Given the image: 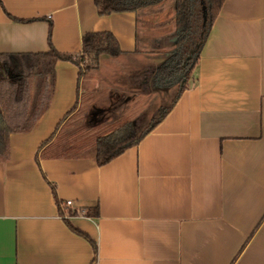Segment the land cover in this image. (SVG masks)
I'll list each match as a JSON object with an SVG mask.
<instances>
[{
	"label": "crops",
	"instance_id": "0c3cea01",
	"mask_svg": "<svg viewBox=\"0 0 264 264\" xmlns=\"http://www.w3.org/2000/svg\"><path fill=\"white\" fill-rule=\"evenodd\" d=\"M49 30L56 49L76 55L85 32L111 31L125 54H102L99 69L136 52L138 12L0 0V52L47 50ZM194 73L136 144L98 164L38 150L97 87L58 59L49 105L30 130L10 133L0 158V264H264V0H223ZM94 205L96 216L83 213ZM73 227L96 242L93 261Z\"/></svg>",
	"mask_w": 264,
	"mask_h": 264
},
{
	"label": "trees",
	"instance_id": "16d2710c",
	"mask_svg": "<svg viewBox=\"0 0 264 264\" xmlns=\"http://www.w3.org/2000/svg\"><path fill=\"white\" fill-rule=\"evenodd\" d=\"M164 0H94L98 13L108 14L114 11L134 10L161 4ZM202 1L205 11L200 8ZM174 8L173 46L165 56L154 64L146 77L149 89L176 86L171 102L143 125L137 123L139 111L144 106L145 97L138 94L129 99L126 107L105 125L87 126L86 117L91 109L93 95L82 91L79 104L71 108L57 125L56 131L44 140L38 150L45 149L52 155H91L98 164H103L121 153L151 129L171 108L182 90L195 82L194 68L200 48L208 34L210 26L218 13L223 0H172ZM17 20L31 18L15 17ZM49 48L43 51L0 52V158L9 157V135L11 132L28 131L49 105L53 84L54 65L58 59L71 60L80 69V74L96 70L98 64H92L88 56L97 59L102 54L116 57L125 52L120 48L114 34L108 30L88 31L81 38V54L63 52L56 49L50 40ZM100 125V126H98ZM99 129L94 136L90 129ZM107 126V131L102 129ZM54 137V139H52ZM52 140V141H51ZM36 159L37 154H36ZM55 194L54 185L50 183ZM59 203V201H58ZM75 211H70L73 214ZM83 213L88 216L98 214L97 205L85 207ZM74 230L88 238L95 259L96 242L77 227Z\"/></svg>",
	"mask_w": 264,
	"mask_h": 264
},
{
	"label": "rangeland",
	"instance_id": "374dc122",
	"mask_svg": "<svg viewBox=\"0 0 264 264\" xmlns=\"http://www.w3.org/2000/svg\"><path fill=\"white\" fill-rule=\"evenodd\" d=\"M205 11L202 1L200 7ZM174 8L172 0H164L161 4L139 10L138 28L139 40L136 52L104 61L99 69L89 70L86 79L97 78L86 87L93 95L91 109L86 117L87 126L105 125L122 113L129 99L138 94L145 97L143 108L139 111L137 123L143 126L151 116L157 114L162 107L167 106L176 91V86L149 89L146 77L152 67L173 46ZM88 60L94 64L92 56ZM100 72V75H98ZM109 79H108V78ZM143 96V97H142ZM98 125V126H100ZM99 129H90L89 135L94 136ZM107 126L102 131L106 132Z\"/></svg>",
	"mask_w": 264,
	"mask_h": 264
},
{
	"label": "built area",
	"instance_id": "2783aa9c",
	"mask_svg": "<svg viewBox=\"0 0 264 264\" xmlns=\"http://www.w3.org/2000/svg\"><path fill=\"white\" fill-rule=\"evenodd\" d=\"M66 204H70L71 203V199H67L64 201Z\"/></svg>",
	"mask_w": 264,
	"mask_h": 264
}]
</instances>
